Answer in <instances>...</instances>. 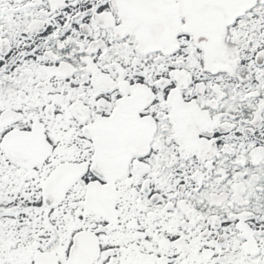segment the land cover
I'll return each mask as SVG.
<instances>
[{
	"label": "snow or ice",
	"instance_id": "obj_1",
	"mask_svg": "<svg viewBox=\"0 0 264 264\" xmlns=\"http://www.w3.org/2000/svg\"><path fill=\"white\" fill-rule=\"evenodd\" d=\"M0 264H264V0H0Z\"/></svg>",
	"mask_w": 264,
	"mask_h": 264
}]
</instances>
